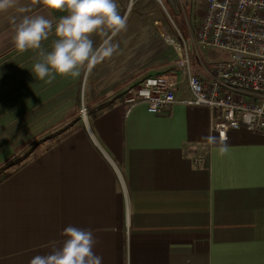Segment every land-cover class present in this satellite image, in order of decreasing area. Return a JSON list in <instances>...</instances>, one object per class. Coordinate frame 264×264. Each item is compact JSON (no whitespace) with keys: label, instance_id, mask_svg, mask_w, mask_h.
<instances>
[{"label":"crops","instance_id":"1","mask_svg":"<svg viewBox=\"0 0 264 264\" xmlns=\"http://www.w3.org/2000/svg\"><path fill=\"white\" fill-rule=\"evenodd\" d=\"M128 3L117 0L127 23L111 37L112 54L90 64L88 76L86 66L50 83L32 75L36 50H17L14 28L23 15L55 24L67 12L18 0L26 12L0 13V167L45 140L0 184V264L47 254L68 226L93 232L102 264H264V134L239 129L221 142L201 105L179 103L158 115L144 104L129 108L122 96L146 76L180 72L161 8L139 0L127 14ZM54 38L53 31L43 46ZM104 38L94 34V46ZM85 72L87 121L71 106ZM68 85L76 86L70 104ZM192 98L184 82L178 99ZM103 103L110 106L97 115ZM69 126L76 130L41 152L53 143L47 135ZM24 138L11 151L8 141Z\"/></svg>","mask_w":264,"mask_h":264},{"label":"built area","instance_id":"2","mask_svg":"<svg viewBox=\"0 0 264 264\" xmlns=\"http://www.w3.org/2000/svg\"><path fill=\"white\" fill-rule=\"evenodd\" d=\"M138 1L129 0L127 14ZM158 2L165 9L162 1ZM202 4L191 39L194 45L218 49L226 57L205 69L206 77L198 76L180 31L176 29L181 38L177 43L163 28L177 51L174 66L180 75L146 76L122 100L129 108L144 104L148 112L157 115L179 103L205 106L213 114L211 132L221 142H227L229 133L239 129L264 134V0H204ZM184 82L192 99H178ZM80 112L86 119L88 108L83 105ZM199 161L195 159V164Z\"/></svg>","mask_w":264,"mask_h":264},{"label":"clouds","instance_id":"3","mask_svg":"<svg viewBox=\"0 0 264 264\" xmlns=\"http://www.w3.org/2000/svg\"><path fill=\"white\" fill-rule=\"evenodd\" d=\"M50 11H66L55 21L43 15H23L15 25L12 42L20 52L36 50L37 59L31 66L35 78L50 83L57 75L76 78L81 69L100 56H110L115 50L111 42L127 23L117 0H43ZM18 7V0H0V13ZM54 31L55 38L45 48L44 41ZM105 37L94 46L93 35ZM223 150V149H222ZM65 239L44 255H35L29 264H102V257L93 248L95 237L91 230L68 226Z\"/></svg>","mask_w":264,"mask_h":264},{"label":"rangeland","instance_id":"4","mask_svg":"<svg viewBox=\"0 0 264 264\" xmlns=\"http://www.w3.org/2000/svg\"><path fill=\"white\" fill-rule=\"evenodd\" d=\"M161 1L164 5L165 9H163L161 7L158 0H153V2L155 4H157L158 8H161L162 13H163V17L165 18V21L168 23L169 28H167V26H166V29L167 30L170 29V31L172 30L174 32V34L177 36V38H178V40L176 41L177 43L179 40L181 41V38L179 37L176 29L179 30L180 33L182 34L184 41H185V44H186L185 47H187V49H188L187 51L190 53V56H191V65H192L193 71H197V72L202 73L205 69H212L217 62H219L222 58L226 57L218 49H213L210 47H205V46H200V45H194V43L191 39V34L195 32V27L197 25L196 24V18L199 19L201 16L202 9H203L202 3L204 2V0H177L179 11H175L171 7V5L169 4V2L167 0H161ZM128 5H129V3H128ZM133 8H134V6L132 7V9ZM132 9H131V12H132ZM126 12H127V8L125 10V13ZM87 67L88 68H86V71L88 69H90L89 65ZM87 72H88V74H87V76H88L89 71H87ZM85 74H86V72L84 73V78H83L82 82H80V86H79V87H81V93H79V96H77V98H75L72 103H71L70 97L73 94V92L75 91L76 86L75 85H68V97H69L68 104L71 103V106L73 108L78 106L79 107L78 111H81L83 105L86 108L88 107L87 98H88L90 92L92 91V87L88 86V80H87L88 78L85 77L86 76ZM87 86H88V88H87ZM53 105H54V103H53ZM70 109H71V107L69 106V110ZM88 116H89V111H88L87 118L84 119V121H87ZM80 117H81V119H83L81 112H80ZM24 140H25V138L22 140H16V141H14V143H12V142L10 143V141H8L7 145H9V148L11 149V151H15L16 149H12V147H17V146L22 145ZM36 151H39V148H37ZM1 156H0V159H2ZM3 160L4 159H2L0 161H3Z\"/></svg>","mask_w":264,"mask_h":264},{"label":"trees","instance_id":"5","mask_svg":"<svg viewBox=\"0 0 264 264\" xmlns=\"http://www.w3.org/2000/svg\"><path fill=\"white\" fill-rule=\"evenodd\" d=\"M177 11H179V8ZM109 106L110 105H108L107 103H103V104L97 106L94 111L98 112L97 115H101L102 113H104L109 108ZM75 130H76V128H72L69 126L67 128H63L60 131H57V132H54V133L47 135L46 136L47 140L53 139V143L49 146H46L43 150H41V152L47 151L52 146L58 144L62 139L68 137ZM44 142H45V140L37 142L35 144V146H32L30 148L25 149L18 156H16L15 158L11 159L8 163L1 166L0 167V184L2 182H4L5 180H7L8 178H10L15 171H17L20 168H22L23 166H25L32 157L38 156L39 151H36V149L39 145H41Z\"/></svg>","mask_w":264,"mask_h":264},{"label":"water","instance_id":"6","mask_svg":"<svg viewBox=\"0 0 264 264\" xmlns=\"http://www.w3.org/2000/svg\"><path fill=\"white\" fill-rule=\"evenodd\" d=\"M169 2V4L171 5V7L177 11L178 10V3L177 0H167Z\"/></svg>","mask_w":264,"mask_h":264}]
</instances>
